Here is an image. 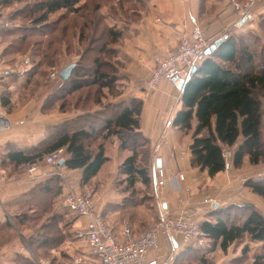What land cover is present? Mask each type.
I'll return each instance as SVG.
<instances>
[{
  "label": "trees",
  "instance_id": "obj_1",
  "mask_svg": "<svg viewBox=\"0 0 264 264\" xmlns=\"http://www.w3.org/2000/svg\"><path fill=\"white\" fill-rule=\"evenodd\" d=\"M86 1L83 4L82 0H0L2 8L24 6L13 15H4L12 23L19 18L29 21L31 28L26 27L31 30L23 37L24 43L38 33L47 35L45 29L50 32L49 37L36 42L41 45V49L38 52L35 50L33 54L40 58V62L31 68L33 74H36L35 69L40 66L54 67L58 56L64 53L71 55L77 51L75 44L83 49L84 58L93 49V43H101L91 59L92 65L77 69L79 64L75 63L71 78L61 81L62 89L57 90L55 95H68L61 106L67 113L70 111L67 107L71 103V96L81 93L85 88H93L85 99L92 98L98 107L48 128L47 136L52 134L51 138L30 152L15 153L9 158L16 166L36 164L45 155L63 148L67 156L64 165L71 170H82L83 185H90L97 179L94 184L100 188L102 180L98 178L100 175L104 177L111 166L112 161L107 152L115 137L121 151L128 152L119 165L118 174L124 179L117 180L119 190H116L129 197L124 196L121 206L107 208L115 207L114 210L125 212L123 208L134 205L147 210V200L151 196H144L137 186L139 183L147 186L152 183L147 166L151 154L149 142L139 132L142 102L134 99L130 105H125L108 101L109 96L115 97L119 92L116 89L120 74L116 62V46L123 32L116 25L107 23L108 13L104 12L101 5L103 0ZM117 1L121 10L125 9L122 1ZM111 9L117 13L115 4H111ZM62 11L65 14H61L60 20H65L64 23L58 24V21L51 20L52 16ZM241 40L239 37L228 38L210 55L204 54L196 74L185 85L182 93L183 108L173 120V127L183 135L191 136V167L207 171L211 178L226 170L222 147L233 150L231 163L235 169L243 166L246 157L252 165L264 163V54L261 50L258 55V49L250 48ZM261 48L264 49V46ZM257 57L263 63L257 61ZM78 96V101L83 100L82 95ZM86 100L84 103H87ZM3 105H7L4 100ZM97 108L100 110L96 111ZM246 186L264 198V179L250 180ZM35 192L44 200V205L37 207L33 216H26L25 213L14 218L17 224L27 225L33 230L28 244L34 257L37 259L45 253L48 264H60L61 260L66 259L62 248L69 239L67 225L61 226V223L67 221L64 216L66 213L62 214L54 207L56 200L63 194L62 181L57 175L50 176L37 184ZM32 206V203L28 206V212L34 210ZM215 218L201 224L209 236L211 248L202 251L190 248L184 252L185 255H180L181 258L196 254L200 256L199 262L204 264L206 256L218 249L227 253L234 243L236 247L246 243L243 258L250 260V253L254 250L251 246L262 245V249L253 255L250 264H264V218L255 207L230 206ZM34 257L32 254L19 255L17 263L38 264L39 260Z\"/></svg>",
  "mask_w": 264,
  "mask_h": 264
},
{
  "label": "crops",
  "instance_id": "obj_2",
  "mask_svg": "<svg viewBox=\"0 0 264 264\" xmlns=\"http://www.w3.org/2000/svg\"><path fill=\"white\" fill-rule=\"evenodd\" d=\"M121 1L125 9L121 10L117 3L115 6L117 10H121V17L119 16L118 20L122 21L119 22L116 19L114 22V25H118V29L123 32V37L116 46V62L120 64L119 80L116 86L119 92L115 97L109 96L108 101L112 104L130 105L134 99L140 100L142 113L139 132L149 142L150 161H155L156 166L159 162L167 176H171L177 171H182L185 174V180L180 187L184 190L187 189V192H180L178 185L176 187L169 186L160 191L159 196L156 197V203L163 202L165 209L174 214L185 208L200 224L213 221L219 212L228 209L230 206L241 208L253 206L264 218V198L253 193L246 186L250 180L264 179V173H257L256 176L250 175L251 177L242 179V186L245 185L251 191L246 192L244 197H239L235 199L236 201H232L230 198H213L219 204L216 208H212L210 213L206 212L203 202L205 192L203 189L199 190V187L205 188V185L214 186L217 183L222 186L226 184L233 187L234 181L227 176L223 180L218 179V176L224 172L211 178L207 171L191 167V136H185L179 129L173 127L175 116L183 108L181 90L178 91L168 81L161 82L156 90H151L147 86L152 70L157 66L158 61L165 55L174 52L182 38L189 35L193 28L199 27L202 30L209 47L223 37L226 41L228 38H234L237 34L245 31L248 25L246 22L242 24V10L247 0ZM260 2L263 1H259L253 6L252 16H262L264 3L261 4ZM9 8L11 7L8 6L4 9ZM23 8L24 6L19 7V5L17 8L12 7L9 15H13ZM16 24V27L11 30H0V114L7 117L12 123L9 130L0 132V264H18L19 255H31L24 244L26 239L31 237L33 230L27 225L17 224L14 217L25 213L26 216L28 214L33 216L38 210L37 207L44 205V200L36 195L35 189L38 183L50 177L46 176L41 180H33V176L27 172L25 166H16L9 157L15 153L30 152L33 148L40 146L52 136V134L47 136L48 128L51 129L68 122L79 115H75L73 112L52 116L43 114L42 104H39L36 111L32 113H30V109H24L20 113H18L20 110L17 113H9L8 108L11 99L15 97L14 84L23 82L25 80L23 71L32 68L28 57L21 58V62L25 65L21 71H16L10 65L15 58L9 57L22 51V49L25 50L26 43L23 42V37L28 35L31 30V26L27 28L21 26L20 23ZM8 36L15 37L11 43L7 42ZM3 100L6 101V106L3 105ZM98 110L100 108L96 109V111ZM109 147L107 156L112 161L111 166L101 181V187L99 188L94 184L92 190L96 191L95 198L99 210L104 212V216L107 218L113 216V220L117 222L118 218L116 219V216L112 215V212H116L115 207L113 209L107 207L122 205V196L119 197L118 193L111 191V187H113L118 174L119 165L128 152L121 151L115 137ZM259 166L255 165V167ZM57 168L66 176L68 183L76 192L84 193L90 189L88 187L90 185L82 184V170H71L65 165L57 166ZM226 170H229V167ZM51 171H54V168L44 167L41 173L46 174ZM182 193L184 194L182 195ZM48 198L51 199L50 196ZM182 198L186 200L184 204L180 202ZM31 203L34 210L28 212V206ZM54 207L62 214L66 213L64 216L67 221L64 224L61 223V226L67 225L68 236L73 238L74 229L80 226L84 220L71 218V213L61 207L60 197L56 200ZM131 225L137 234L144 231L137 229L136 222L131 223ZM119 230L117 233H120ZM176 242L177 244H173L171 250L163 246L160 251L154 252L161 264H174L175 258L185 255L184 252L190 248L196 251L204 250L185 244L182 238H177ZM71 243L72 240L67 239L65 241L62 248L64 253L71 252L69 249L65 252L67 248H70ZM241 245L242 249H239ZM241 245L236 247L234 243L227 253L219 249L216 251L226 258L225 264H235L237 261L245 259L243 258V247L246 243ZM210 248L211 241L206 249ZM252 248L254 250L250 253L251 262L256 251L262 249V245H253ZM163 254L167 261L163 260Z\"/></svg>",
  "mask_w": 264,
  "mask_h": 264
},
{
  "label": "built area",
  "instance_id": "obj_3",
  "mask_svg": "<svg viewBox=\"0 0 264 264\" xmlns=\"http://www.w3.org/2000/svg\"><path fill=\"white\" fill-rule=\"evenodd\" d=\"M262 0H248L243 7V19L251 20L252 7ZM17 25V24H16ZM8 18L0 16V30H9L16 27ZM222 39H225L224 37ZM209 47L205 35L199 27L192 29L189 35L182 38L178 48L163 58L152 70L147 82L148 88L156 90L163 81L170 82L178 91L191 79V70L198 67L202 61L205 50ZM26 71H23L25 73ZM58 73H52L51 78L57 79ZM11 128L7 117L0 114V132ZM222 155L226 161V169L230 167L233 158V150L222 147ZM65 149L55 150L36 164H27L25 168L33 177V180H41L46 176L57 175L63 182V194L60 197L62 208L70 212L76 219L84 222L78 226L74 233L75 238L84 241L85 252L79 254L68 253V264H161L154 252L160 251L164 246L171 250L176 245L177 238H182L187 245L198 249L209 247V236L202 229L201 224L185 208L178 213L168 212L163 202L157 204L158 210L154 223L142 233H135L130 222L121 225L116 233L114 226L107 224L99 210L95 193L87 190L83 194L76 192L68 183L66 176L56 171L55 168L61 161H66ZM44 167L54 168V171L41 173ZM185 180V174L177 171L171 176L164 173L163 168H153L152 186L156 197L159 192L169 186L176 187L180 192V185ZM184 193H182L183 195ZM185 198L180 199L185 203ZM206 212L210 213L218 202L206 197L204 199ZM154 256H153V255ZM167 261L165 255H162Z\"/></svg>",
  "mask_w": 264,
  "mask_h": 264
},
{
  "label": "rangeland",
  "instance_id": "obj_4",
  "mask_svg": "<svg viewBox=\"0 0 264 264\" xmlns=\"http://www.w3.org/2000/svg\"><path fill=\"white\" fill-rule=\"evenodd\" d=\"M262 1L263 2H260L261 4L264 3V0H262ZM86 2H87L86 0H82L83 4ZM116 3L119 5L117 0H103L101 2V5H102L104 12L108 13V14H106L108 16L107 23L108 24L110 23L111 25L115 24L114 22L116 21V19L119 22L122 21V20H118L119 16L121 15V13H120L121 10H117V13H114L113 9H111V4L116 5ZM10 7H11V8H9L10 10L9 9L5 10L4 8L0 7V16H4V15L8 16L9 13L11 12V9L13 6H10ZM250 11L252 13V10H250ZM61 14H65L64 11L52 16L51 20L58 21V24H60L61 22L64 23L65 20L64 21L60 20L62 18ZM70 18H73V16H71ZM16 23H20V25L23 27L24 26H31L29 21H27L24 18H19V19L15 20L14 24L16 25ZM246 24L248 25L247 29H245V31L237 34L235 37H239L240 39H242L241 42L247 43V45H250V48L256 49V50L258 49V55H260L261 50L263 51V54H264V49L261 48L262 45L264 46V11H263L262 16H256V15L254 16L253 15L252 19L248 20L246 22ZM116 26H118V25H116ZM45 31H47V33H46L47 35L43 36V35H40L38 33L37 35H33L34 37L30 36V38H28L29 41L26 43V48L24 51L22 49V51H19L15 55H12L11 57L8 56L9 58H15V60L12 61L10 63V65L13 66L16 71H18V70L21 71V69L23 67H25V65L21 62L22 57H28L31 61L30 65L32 64V67H34V64H36L37 62H40V58L37 57V55H34L33 52H35V50H37V52H38L41 49V45H39L36 42L44 40L50 36L49 30L45 29ZM13 38H15V37L14 36H8L7 42L11 43ZM257 42H259L260 44ZM8 43H6V44L8 45ZM31 44H32V46H31L32 48L30 47ZM100 45H101V43L99 41H96L95 43H93V46H92L93 49L91 51H89L85 55L84 58H82V54H83L82 50L83 49L82 48L80 49L78 47V45L75 44L74 45L75 47L74 46L73 47L77 48V51H75L71 55H67L64 53L63 55L58 56L56 61H54L55 62L54 67H52V66H50V67L40 66L39 68L35 69L36 74H33V69H31V68L26 69L27 71H26V73H24L25 80L23 82L20 81V82H16V84H14V87L16 89L14 91L15 97H13L11 99V103H10V106L8 108L9 113H17V111H19V110L20 111L18 113H20L21 111H24V109H30V113H32V112L36 111L37 106L39 104H42L43 114H48V115L52 116V115H58L59 113H66L65 111H63L61 109V106H62V103L65 101V98L68 95L64 94V95H61L60 97L55 96L58 92L57 90L62 89V88H60V86L62 85L61 84L62 80L60 79V77H58L57 79H52L51 74L52 73H58V76H59V72L61 70H63L68 65L73 64V63L79 64L77 66V69H79L80 67L81 68H83V67L89 68L92 65L91 59L96 54L97 50H99ZM29 47H30V49H29ZM106 58L108 59L109 56H106ZM257 61L263 63V60L260 61L259 57H257ZM118 66H120V64H118ZM29 76L32 78L30 79ZM91 91H93V88L92 89L91 88H85L81 93H79V94L75 93L73 96H71V103L67 107L70 111H68L67 113L73 112V113H75V115L79 114V113L83 114L85 112L90 111V110H88L90 108H92L91 110H93L96 107H98V106L94 105L92 98L87 99V100L85 99L88 92H91ZM78 95H82L83 100L78 101V99H77V97L79 98ZM85 100L87 101V103H84ZM76 105H77V107H76ZM10 123H11V121H10ZM11 125H12V123H11ZM262 131H263V141H264V125L262 127ZM147 166H149L151 176H152V169L157 167L155 164V161H152V162L150 161V164L147 163ZM55 170L58 171V168L56 167ZM257 173H262V174L264 173V163L260 164L259 167H255V165H252L248 162V158L246 157L244 160V164L241 168L235 169L231 165L229 167V170L224 171L223 174H220V176H218V179H222V180L226 176L231 178L235 184L233 187H231V185L227 186L226 184H224L222 186V185H219L217 183L214 186L205 185V188L199 187V190L203 189V192H205L204 198H206V197L211 198V199H213V198L214 199H216V198H230V200L232 199V201H233L239 197H244L243 195H245L246 192H248V193L251 192L249 189H247V187H245V185L242 186V184H243L242 179L245 177H251L250 175L256 176ZM102 177L103 176L100 175L98 180L99 179L102 180ZM116 178L117 179H115V181L113 183V187H111V191H115V193H119L116 190V188L118 189V181L117 180L118 179H124V177H122L121 174H117ZM95 180H97V179H95ZM95 180H93L92 183L90 184V186H88L90 188L89 190H92V188L95 186L94 185ZM116 185H117V187H116ZM137 186L145 194L144 196H151V199L147 200L148 201V203L146 204L147 210L144 207H139V206L137 207L134 205H132L130 207L123 208V210L125 212H123L122 210H116L115 213L112 212V215L116 216V219L118 218L117 222L113 220V216H112V218H107L106 216H104V212L101 211V215L103 216L106 223L110 224L111 226H114L116 233L120 229V225H122L125 222H132V220H135L137 227H138L137 229H139L141 231L142 230L145 231L154 223V221L156 219V215H157L156 211L158 210V207H157V203H156V201H157L156 194L154 193L152 183H150L148 186L139 183V184H137ZM95 192L96 191H94V193ZM117 195H119V197L122 196V198H124V196L129 197L128 195H125V194L121 195L120 193ZM140 195H142V194H140ZM133 196H135V194ZM154 213L156 214L155 217H154ZM232 216H234V214ZM70 217L76 218L75 216H73L71 214H70ZM70 238L72 240L71 246H69L70 248H67L65 252H67V250L69 249V250H71L72 254L84 253L85 252L84 241L75 238L74 232H73V238L72 237H70ZM70 238H69V241H71ZM27 242H28V238L26 239V243ZM26 243L24 244L26 246V249H28V251L33 255V252H32L33 250H31L30 246H28V243L27 244ZM240 248L242 249V245L239 246V249ZM40 253H38L37 256ZM41 254H43V253H41ZM33 257H34V255H33ZM34 258H35V260H39L38 264H48V259L46 258L45 253L43 255H39L37 259H36V257H34ZM199 258H200V256L196 255V254L195 255L191 254L190 256H185L183 258H181L179 256V258H175L174 264H199V263L201 264V262H199ZM69 260H70V257L66 253V259H64L63 261L61 260L60 264H68V263H70ZM225 262H226V258L223 257V254L217 253V251L212 252L211 254L207 255L205 258L206 264H225ZM250 263H251V261L249 260V258H247V259L245 258L244 260H242V261L240 260L239 262H236L235 264H250Z\"/></svg>",
  "mask_w": 264,
  "mask_h": 264
},
{
  "label": "water",
  "instance_id": "obj_5",
  "mask_svg": "<svg viewBox=\"0 0 264 264\" xmlns=\"http://www.w3.org/2000/svg\"><path fill=\"white\" fill-rule=\"evenodd\" d=\"M245 22H247V19H246V18L243 19L242 24L245 23ZM224 41H225V40L222 39V38L219 39V40H217L213 45H211L209 48H207V49L205 50L204 54H205V55H210V54H211L212 52H214L218 47H220V46L223 44ZM75 66H76L75 63H73V64L68 65V66H67L66 68H64L63 70H61V71L59 72V77H60V79H61L62 81H67V80H69V79L71 78V76H72V73H73V70H74ZM197 69H198L197 67H194V68L191 70V76L196 74ZM184 88H185V86H182V87H181V92H182V93H183V91H184ZM64 164H65V161H61V162L58 163V166L61 167V166H63ZM157 167H158V168H161L159 162H158V166H157ZM213 207L216 208V207H217V204H215Z\"/></svg>",
  "mask_w": 264,
  "mask_h": 264
}]
</instances>
